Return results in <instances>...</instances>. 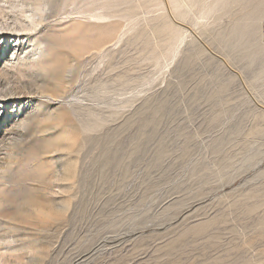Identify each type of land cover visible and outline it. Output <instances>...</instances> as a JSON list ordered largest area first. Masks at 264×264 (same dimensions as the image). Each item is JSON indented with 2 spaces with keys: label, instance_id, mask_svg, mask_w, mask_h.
Returning <instances> with one entry per match:
<instances>
[{
  "label": "rangeland",
  "instance_id": "374dc122",
  "mask_svg": "<svg viewBox=\"0 0 264 264\" xmlns=\"http://www.w3.org/2000/svg\"><path fill=\"white\" fill-rule=\"evenodd\" d=\"M0 24V264H264V0Z\"/></svg>",
  "mask_w": 264,
  "mask_h": 264
},
{
  "label": "bare ground",
  "instance_id": "6f19581e",
  "mask_svg": "<svg viewBox=\"0 0 264 264\" xmlns=\"http://www.w3.org/2000/svg\"><path fill=\"white\" fill-rule=\"evenodd\" d=\"M41 7H42V6H39V7H38L37 12L41 11ZM24 22H26V23L29 22V23H31V24L34 23V14H30V15L26 16ZM4 25H5V24H4ZM20 26L22 27L23 31H25V30L27 29L26 24H22V23H21ZM27 30H28V29H27ZM0 31H1V32H4V31H5V28H4V26H3L2 24H0ZM20 38H21V37H20ZM22 38L24 39V38H26V37H22ZM8 39H9V38H8ZM8 39H7V40H8ZM7 62H10V61H7ZM1 84H2V83H1ZM2 85H3V84H2ZM1 88H2V87H0V91H3V89L1 90ZM3 88H4V86H3ZM4 92H5V91H4ZM4 92H2L3 95H4ZM0 93H1V92H0ZM8 95H9V94H8ZM1 96H2V95H1ZM1 96H0V110H2V109L6 106V104H5V102H4L5 97L3 96L4 98H2ZM5 96H6V95H5ZM8 97H9V96H8ZM8 101H9V100H8ZM6 103H7V102H6Z\"/></svg>",
  "mask_w": 264,
  "mask_h": 264
},
{
  "label": "built area",
  "instance_id": "2783aa9c",
  "mask_svg": "<svg viewBox=\"0 0 264 264\" xmlns=\"http://www.w3.org/2000/svg\"><path fill=\"white\" fill-rule=\"evenodd\" d=\"M262 35L264 36V28L262 29Z\"/></svg>",
  "mask_w": 264,
  "mask_h": 264
}]
</instances>
